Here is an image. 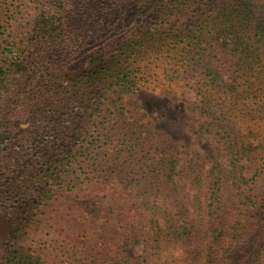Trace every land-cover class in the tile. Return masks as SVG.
<instances>
[{
    "label": "trees",
    "instance_id": "1",
    "mask_svg": "<svg viewBox=\"0 0 264 264\" xmlns=\"http://www.w3.org/2000/svg\"><path fill=\"white\" fill-rule=\"evenodd\" d=\"M21 7L22 0H0V170L17 206L0 217V264H238L250 213L259 228L249 256L264 264V196L255 192L264 170V0H137L113 11L123 25L127 18L134 24L121 41L103 35L114 14L106 0L43 1L33 24L18 32ZM88 38L103 40L70 73ZM180 79L193 81L205 131L227 166L208 163L204 172L193 157L180 168L162 136L128 121L126 97L150 83L170 94ZM73 100L86 115L81 126L65 109ZM53 119L70 137L74 128L81 132L63 151L52 147L29 176L21 143L54 130ZM11 146L13 155L3 156ZM176 176L187 179L186 202ZM108 184L134 215L124 216L115 198L99 207L109 229L99 236L104 247L79 231L68 244L29 238L63 203ZM116 213L123 218L113 224ZM140 227L150 261L126 251L142 238Z\"/></svg>",
    "mask_w": 264,
    "mask_h": 264
},
{
    "label": "rangeland",
    "instance_id": "2",
    "mask_svg": "<svg viewBox=\"0 0 264 264\" xmlns=\"http://www.w3.org/2000/svg\"><path fill=\"white\" fill-rule=\"evenodd\" d=\"M43 1L47 0H22L21 13L14 25L16 31L20 32L26 25L33 24L38 13L36 6H40L41 3L43 4ZM136 2L137 0H120V6H118L110 0H106V6L113 12L118 10V7H120V9L128 5L133 7ZM119 17V12L114 13L112 23L106 25V33L103 34L106 38L121 41V39L131 35L133 30L131 27L134 24H130L128 21L129 18H127V23L123 25V22H121L122 18ZM135 23L137 26L140 25L137 21ZM88 39V41L82 43L80 47L75 50V60L70 62L68 66L70 73H74L80 69L83 57L88 54L91 49L100 45L103 40L101 38L99 42L95 41V39L98 38ZM41 57L44 59L45 54ZM64 79L68 78L65 77ZM153 85L155 84L150 83L135 94L126 97L125 108L128 121H138L140 124H144L150 128L153 134L162 136V139L167 141L171 146L174 156L178 158V165L180 168L185 164L187 159L193 157H198L200 161L204 163V172L210 166L208 163H221L227 166L229 164L228 157L222 150L221 145L211 131H205V127L208 128V125H206L208 119L199 110V98L193 86V81L188 83L186 80H178L170 94L163 89V86H156L153 88ZM79 107L80 104H78L76 100H73L67 104L65 109H69V112H66L68 116L73 117L76 121V125L81 126L86 119V115H83V111ZM28 117L29 115L25 116V119ZM59 122L60 121L53 119L50 125L54 126V130L50 129L47 132L44 131L43 134L36 132V135L31 139L29 138L30 140L21 143L23 146L21 153L25 160L22 166L30 172L29 176L33 172L38 173L37 171L35 172L34 167L41 164L44 160L49 159L52 147H54L56 151H63L65 148L63 145L67 142L73 143L77 135L80 134L81 131L79 128H74L72 129L74 130L72 137H70L64 130L60 129ZM24 127H26V125ZM15 149V146H11L8 150H5L2 155L11 156ZM16 156H20V152ZM59 171H61V168ZM176 179L179 186L177 189V196L181 198L180 203L183 201L186 202L187 199L185 196L186 194H190L188 193L190 187L187 186L184 188L187 179L177 176ZM7 181L8 177L0 170V217L2 218L5 216H12L16 210L15 207H17L15 206L16 201L14 202L13 199H8L10 195L7 191ZM209 181L210 180H208V182ZM53 184L56 183L50 182L48 188L50 189ZM93 188L94 190L84 194L77 202L63 203L60 207V211L50 214L48 220L38 232L34 229L28 230L29 238H35L37 244H54L56 243V239L64 242L66 241L65 244H68L74 238L73 234L79 231L82 235H87V239H89L92 247H104L99 236L101 231H103L104 236L106 233L108 234L109 229L105 225L107 220V217H105L106 214L105 216H101L100 208L102 207L103 209V207H107V204L109 205L110 202L109 200L115 198L124 216L134 215V211L131 209V204L128 200L121 197V195L114 194L112 185H98ZM255 189L256 194L264 196V170ZM180 210H182L180 207L176 208L177 213H179ZM190 210L194 212L193 208H190ZM122 213H116L117 218L113 224H116L118 219L121 220L123 218ZM194 215H196V213H194ZM104 219L106 220L104 221ZM103 224L104 230H100L99 226ZM244 224L247 226L245 242L242 244V248H239L236 253V262L238 264H255L252 260V256H249V254L256 251L254 247L256 246L255 233L259 228L258 219L250 213ZM140 229H142V238L137 243H129L126 251L127 254L132 257L146 256L150 261L151 257L147 231L145 230L146 228L140 227ZM99 251L103 252L104 250L99 249Z\"/></svg>",
    "mask_w": 264,
    "mask_h": 264
}]
</instances>
